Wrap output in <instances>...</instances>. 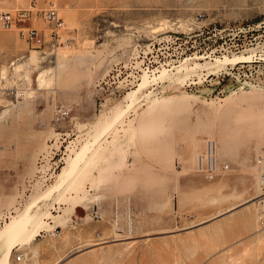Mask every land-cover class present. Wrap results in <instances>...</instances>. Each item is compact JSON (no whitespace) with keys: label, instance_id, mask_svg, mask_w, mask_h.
<instances>
[{"label":"rangeland","instance_id":"1","mask_svg":"<svg viewBox=\"0 0 264 264\" xmlns=\"http://www.w3.org/2000/svg\"><path fill=\"white\" fill-rule=\"evenodd\" d=\"M55 1L66 30L52 47L48 31L33 48L0 28V231L22 213L40 221L35 247L25 243L13 264H264L254 166L264 147V0ZM29 2L0 0V11ZM152 41L158 55L232 59L258 47L259 60L178 88L146 82L149 104L117 118L112 105L140 88L123 81L142 74ZM207 139L227 170L198 171ZM81 151L72 183L58 188ZM23 252L27 263L16 261Z\"/></svg>","mask_w":264,"mask_h":264},{"label":"built area","instance_id":"2","mask_svg":"<svg viewBox=\"0 0 264 264\" xmlns=\"http://www.w3.org/2000/svg\"><path fill=\"white\" fill-rule=\"evenodd\" d=\"M200 18L202 15H198ZM38 23H43L44 27H38ZM0 28L2 30H15L18 36L24 39L31 47H40L41 41H46V33L48 31L51 47L57 44L66 30L63 17L59 14L58 6L55 0H30L27 7H20L14 11L2 10L0 11ZM160 41H152L146 46L143 52L144 58H146V66L141 69L145 70L147 74H153L154 70L158 71L162 68L171 67L172 65L179 64L185 58H195L196 53L189 51L183 54L176 53L161 54L158 55L155 45H159ZM186 54V55H185ZM250 65V63H242L231 66L229 72L234 71L239 66ZM149 66L152 69H149ZM227 70V72H228ZM155 71V72H156ZM225 72V71H224ZM225 72V74H227ZM142 74L134 72V74L128 79L123 81L124 85L130 89L138 81ZM66 113V109L60 107L56 111V117L59 119ZM255 177L258 185L259 199L257 200L258 207V221L261 225H264V147L260 150V153L255 159ZM229 165L227 163L219 162L216 154V141L214 139H207L204 152L198 156L197 169L201 172L217 173L227 170ZM27 256L23 252V257L16 258L17 262H28ZM37 263V261H35Z\"/></svg>","mask_w":264,"mask_h":264},{"label":"bare ground","instance_id":"3","mask_svg":"<svg viewBox=\"0 0 264 264\" xmlns=\"http://www.w3.org/2000/svg\"><path fill=\"white\" fill-rule=\"evenodd\" d=\"M257 49H258V47L251 49L247 53L242 52L243 54L241 56H236L238 54H232V57L234 56V58H232V59L230 58V56H226V55H224L222 58H215L213 60L207 59L204 56H198L195 58H185L179 64H175V65H172L171 67H167V68L164 67V68H162L156 72H153V74H150V75H148L145 70H142V75L140 76L138 81L129 90L127 89V91H130V90L136 88L137 86L138 87L140 86V88L138 90L133 92V93H135V95H133V97H131L132 93H130L128 95L129 97H126L127 100L118 101L112 105V107L114 109V113L116 115L115 117L118 118V116L122 115L125 112L126 108H132L134 106H139L143 101H145L147 104H149L150 99H148L147 96L142 95L143 88H146V82L149 84H153V83H156L157 80L159 81L160 79H163L167 84L166 86H164L163 90L166 89L165 87L178 88L179 86H182L183 84H185L188 81H193L192 77H194V76H197L198 78H200L201 76L204 75L203 73H206L205 76H209L212 74H216L222 70L227 71L228 65L233 66L234 64H236L238 62L250 61V59L252 58V55L257 51ZM202 59L208 60L209 63H205L206 65L203 63H195L197 61L202 62L201 61ZM205 62H207V61H205ZM211 62H215V63H211ZM192 63H195V66L187 65V64H192ZM174 69L175 70L177 69V71L175 73L166 74V73H168V71H172ZM137 92L141 93V94H138ZM112 121H113V119H111V122L107 123L108 127L112 124ZM96 142L97 141L94 142V145H96ZM91 148H93V147H91ZM91 148L88 150L90 153L92 152ZM217 149H219V148H217V143H216V154H217ZM86 153H87V151H84V152L81 151L80 153H76L77 157L72 158L68 161L67 166L58 175L57 180L55 182L56 186L58 188H60L63 184L69 185L72 183V181H73L72 177L74 176V173L77 170V163H75V162L79 158V156L84 155ZM68 181H70V182H68ZM53 187H54V185L52 186V188ZM48 191H51V186H50V189H47L44 193H41V196L45 195L46 192L48 193ZM63 192H62V194H63ZM23 214H25V213H22L21 215L23 216ZM22 216H20L21 219L18 218L20 220L15 221L16 223L15 222L11 223L10 227L14 223L12 228L4 229V230L0 231V264H13V261H12L13 250L20 244H21V249H23V246L25 245V243L31 247L32 242L35 240L37 234L40 231V228H39V226H40L39 222L40 221L37 220L36 217L30 216V215H26V216L24 215L23 217ZM33 252L36 254L35 249ZM21 257H23V253H19L16 258H21Z\"/></svg>","mask_w":264,"mask_h":264},{"label":"crops","instance_id":"4","mask_svg":"<svg viewBox=\"0 0 264 264\" xmlns=\"http://www.w3.org/2000/svg\"><path fill=\"white\" fill-rule=\"evenodd\" d=\"M76 208V207H75ZM74 208V209H75ZM76 210V209H75ZM230 211V210H229ZM57 228H58V226H55V228H54V230L55 231H57ZM51 231V230H50ZM50 231H48V236H51V235H53V233L51 234L50 233ZM47 232V231H46ZM34 241H36V239L34 240ZM33 241V242H34ZM33 242H32V245H33ZM34 247H35V245H33ZM32 248V247H31ZM21 249V244L20 245H18L14 250H13V254H14V252L17 250V251H19ZM37 252V251H36ZM36 257V258H39L40 256H41V254L40 253H36L35 255H33V257ZM30 258H32V257H30ZM29 260V259H28ZM27 260V261H28ZM12 261H13V259H12ZM59 261V260H58ZM58 261H56V262H54V263H52V264H57L58 263ZM38 264V263H37Z\"/></svg>","mask_w":264,"mask_h":264},{"label":"water","instance_id":"5","mask_svg":"<svg viewBox=\"0 0 264 264\" xmlns=\"http://www.w3.org/2000/svg\"><path fill=\"white\" fill-rule=\"evenodd\" d=\"M223 57V56H222ZM222 57H216V58H222ZM215 59V58H214ZM257 60H259V59H250V61H247V62H238V63H236V64H234V65H237V64H242V63H253V62H256Z\"/></svg>","mask_w":264,"mask_h":264}]
</instances>
